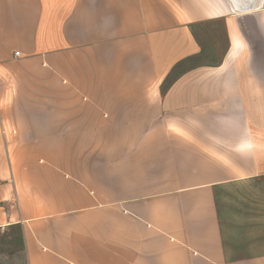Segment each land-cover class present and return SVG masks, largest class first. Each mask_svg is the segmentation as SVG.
<instances>
[{
    "label": "crops",
    "instance_id": "obj_1",
    "mask_svg": "<svg viewBox=\"0 0 264 264\" xmlns=\"http://www.w3.org/2000/svg\"><path fill=\"white\" fill-rule=\"evenodd\" d=\"M0 75L27 264H264V0H0Z\"/></svg>",
    "mask_w": 264,
    "mask_h": 264
},
{
    "label": "rangeland",
    "instance_id": "obj_2",
    "mask_svg": "<svg viewBox=\"0 0 264 264\" xmlns=\"http://www.w3.org/2000/svg\"><path fill=\"white\" fill-rule=\"evenodd\" d=\"M195 33L204 46L203 53L178 67L169 82L187 68L198 64H216L222 57L227 47V38L221 23L198 25L195 28ZM9 100V87L4 84V78L0 75V106L2 110L8 108ZM0 264H27L21 230L17 226L0 228Z\"/></svg>",
    "mask_w": 264,
    "mask_h": 264
},
{
    "label": "built area",
    "instance_id": "obj_3",
    "mask_svg": "<svg viewBox=\"0 0 264 264\" xmlns=\"http://www.w3.org/2000/svg\"><path fill=\"white\" fill-rule=\"evenodd\" d=\"M15 54H16V55H19L20 53H19V52H16Z\"/></svg>",
    "mask_w": 264,
    "mask_h": 264
}]
</instances>
